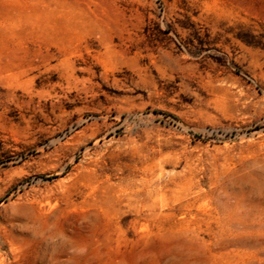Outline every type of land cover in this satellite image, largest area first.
I'll use <instances>...</instances> for the list:
<instances>
[{
  "label": "rangeland",
  "instance_id": "374dc122",
  "mask_svg": "<svg viewBox=\"0 0 264 264\" xmlns=\"http://www.w3.org/2000/svg\"><path fill=\"white\" fill-rule=\"evenodd\" d=\"M0 264H264V0H0Z\"/></svg>",
  "mask_w": 264,
  "mask_h": 264
}]
</instances>
